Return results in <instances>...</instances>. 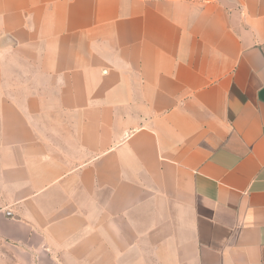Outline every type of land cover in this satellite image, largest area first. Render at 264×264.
<instances>
[{
    "label": "crops",
    "instance_id": "obj_1",
    "mask_svg": "<svg viewBox=\"0 0 264 264\" xmlns=\"http://www.w3.org/2000/svg\"><path fill=\"white\" fill-rule=\"evenodd\" d=\"M0 264H264V0H0Z\"/></svg>",
    "mask_w": 264,
    "mask_h": 264
}]
</instances>
